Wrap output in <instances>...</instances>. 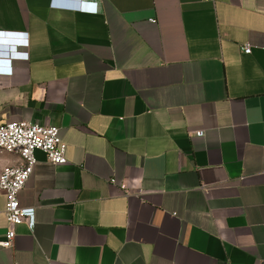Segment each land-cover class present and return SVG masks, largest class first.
<instances>
[{"label": "crops", "instance_id": "0c3cea01", "mask_svg": "<svg viewBox=\"0 0 264 264\" xmlns=\"http://www.w3.org/2000/svg\"><path fill=\"white\" fill-rule=\"evenodd\" d=\"M0 60V124L68 159L36 152L0 264H264V0H0Z\"/></svg>", "mask_w": 264, "mask_h": 264}, {"label": "built area", "instance_id": "2783aa9c", "mask_svg": "<svg viewBox=\"0 0 264 264\" xmlns=\"http://www.w3.org/2000/svg\"><path fill=\"white\" fill-rule=\"evenodd\" d=\"M1 42L6 43L4 40ZM11 43L27 45L25 34L12 36ZM252 49L253 46L247 44L243 53L251 54ZM6 64L5 60H0V76L13 73L12 67ZM191 134L203 138L205 132L197 130ZM0 150L7 154L17 155L21 159L18 165L7 168L0 175V191L7 199L5 216L8 224L5 238L0 245L5 249H13L17 237L16 229L28 221V214L20 203V194L25 189L38 163L36 152H43L53 165H66L68 163L67 144L61 138L59 128L23 121L0 124Z\"/></svg>", "mask_w": 264, "mask_h": 264}, {"label": "water", "instance_id": "95a60500", "mask_svg": "<svg viewBox=\"0 0 264 264\" xmlns=\"http://www.w3.org/2000/svg\"><path fill=\"white\" fill-rule=\"evenodd\" d=\"M1 37H5V36H1ZM4 42H2V44H3Z\"/></svg>", "mask_w": 264, "mask_h": 264}]
</instances>
